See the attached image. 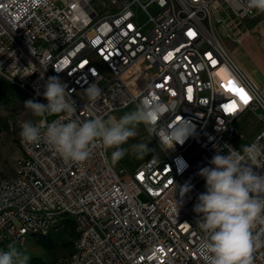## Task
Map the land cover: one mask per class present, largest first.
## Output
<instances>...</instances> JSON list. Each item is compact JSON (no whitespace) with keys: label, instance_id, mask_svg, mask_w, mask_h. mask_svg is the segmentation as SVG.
Wrapping results in <instances>:
<instances>
[{"label":"built area","instance_id":"built-area-1","mask_svg":"<svg viewBox=\"0 0 264 264\" xmlns=\"http://www.w3.org/2000/svg\"><path fill=\"white\" fill-rule=\"evenodd\" d=\"M217 5L239 19L257 11L247 0H0V75L34 101L47 104L44 85L58 76L75 102L73 119L152 98L175 102L162 124L183 118L194 126L183 145L167 151L152 137L161 154L130 169L120 160L115 167L100 141L86 161L67 164L46 142L28 145L19 135L13 175L0 178V251L72 229L67 257L53 264H207L200 251L206 234L193 210L206 191L198 173L218 150L228 154L225 145L264 149V87L215 33ZM230 81L245 90L247 104ZM91 83L102 90L94 106L84 95ZM250 120L258 129L245 141L239 124ZM186 183L191 191L181 201ZM252 256L264 264V247Z\"/></svg>","mask_w":264,"mask_h":264},{"label":"clouds","instance_id":"clouds-1","mask_svg":"<svg viewBox=\"0 0 264 264\" xmlns=\"http://www.w3.org/2000/svg\"><path fill=\"white\" fill-rule=\"evenodd\" d=\"M247 6L264 13V0H247ZM84 95L88 104L94 106L102 90L91 83ZM43 96L47 104L25 101L24 107L42 119L37 123L21 121L19 135L28 145L46 142L67 164L86 161L97 141L114 149L112 160L119 161L129 151L122 146L138 135L140 125L151 138L158 137L163 151L183 145L194 133V126L183 118L175 123H161L166 114L176 110L175 102L168 105L147 98L119 119L95 116L81 121L72 118L76 105L66 83L58 76L48 78ZM49 116L59 118L48 123ZM225 148L227 155L218 150L209 162L212 166L203 167L198 173L206 182V191L198 196L193 209L201 217L197 224L206 234L200 251L207 264H253V252L264 247V174L257 171L264 168V149L258 142L241 145L240 150L230 145ZM130 150L139 159L152 151L148 143L133 144ZM191 187L187 183L179 186L181 201ZM29 260L14 243L8 245L7 251H0V264H28Z\"/></svg>","mask_w":264,"mask_h":264},{"label":"rangeland","instance_id":"rangeland-1","mask_svg":"<svg viewBox=\"0 0 264 264\" xmlns=\"http://www.w3.org/2000/svg\"><path fill=\"white\" fill-rule=\"evenodd\" d=\"M110 0H103L106 4ZM212 26L220 41L234 56H239L249 63L250 67H257V60L260 56L258 49L264 51V13L256 11L254 15L239 19L231 16L221 5H217L212 14ZM258 48V49H257ZM3 93V94H1ZM0 178H10L13 175L16 162L20 157V149L17 145V139L20 132V122L31 120L35 123L36 116H33L31 110L24 107L25 101L33 100L29 95L16 89L12 84L0 75ZM34 101V100H33ZM135 107L131 106L125 109H117L111 112L112 116L102 118L107 120L115 117L119 119L125 113L133 111ZM244 132V140L250 139L258 129L256 120H250L249 124L243 121L239 124ZM137 143H148V148L152 151L143 159L130 150V146ZM122 147L129 149L127 154L120 159L128 169L134 165L153 156H159L160 149L153 138H151L143 125L138 128V135L130 138L127 144ZM110 149L111 155L114 149ZM196 152L193 147L191 155ZM115 167L120 163L113 162ZM73 237L65 232L58 239L54 240L55 248L53 250L43 249L35 242V236L30 237L24 244V248H19L26 255L38 257L46 264H53L54 261L67 257Z\"/></svg>","mask_w":264,"mask_h":264},{"label":"crops","instance_id":"crops-1","mask_svg":"<svg viewBox=\"0 0 264 264\" xmlns=\"http://www.w3.org/2000/svg\"><path fill=\"white\" fill-rule=\"evenodd\" d=\"M258 51L260 52V56L258 57L259 59L257 60V67L254 66L249 68V63L245 59H242L239 56H234L232 51L230 50L229 52L228 50V52L233 56V58L236 60V62L239 64L242 70L247 74V76L250 77V79L258 87H264V51L260 49H258ZM109 116H112V113L105 115L104 118Z\"/></svg>","mask_w":264,"mask_h":264},{"label":"trees","instance_id":"trees-1","mask_svg":"<svg viewBox=\"0 0 264 264\" xmlns=\"http://www.w3.org/2000/svg\"><path fill=\"white\" fill-rule=\"evenodd\" d=\"M1 94H3V93H1ZM5 97H4V95H1L0 96V100H2V99H4ZM68 233L69 234H71L72 235V237L74 238V236H75V231L74 230H70V231H68ZM54 240L55 239H52V238H50V237H47V238H42V237H37L36 239H35V242L39 245V246H41L43 249H46V250H53L54 248H55V243H54ZM70 244H72V242L70 243ZM30 264H46L44 261H42L40 258H38V257H31L30 258Z\"/></svg>","mask_w":264,"mask_h":264},{"label":"snow or ice","instance_id":"snow-or-ice-1","mask_svg":"<svg viewBox=\"0 0 264 264\" xmlns=\"http://www.w3.org/2000/svg\"><path fill=\"white\" fill-rule=\"evenodd\" d=\"M188 34H189V36H194L195 35L194 32H189ZM229 90L235 92L236 94H238L240 96L241 100L245 104H247L249 102V96L247 95L245 90L243 88L235 86V83L233 81L229 82ZM229 109L232 110V111H235L236 110V106L234 104L230 105Z\"/></svg>","mask_w":264,"mask_h":264},{"label":"bare ground","instance_id":"bare-ground-1","mask_svg":"<svg viewBox=\"0 0 264 264\" xmlns=\"http://www.w3.org/2000/svg\"><path fill=\"white\" fill-rule=\"evenodd\" d=\"M222 43V42H221ZM228 51V50H227ZM114 111H116V110H114ZM111 113V112H110Z\"/></svg>","mask_w":264,"mask_h":264}]
</instances>
